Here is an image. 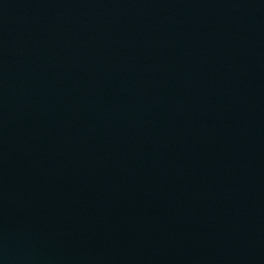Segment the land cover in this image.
Instances as JSON below:
<instances>
[{
	"label": "water",
	"instance_id": "1",
	"mask_svg": "<svg viewBox=\"0 0 264 264\" xmlns=\"http://www.w3.org/2000/svg\"><path fill=\"white\" fill-rule=\"evenodd\" d=\"M0 264H264V0H0Z\"/></svg>",
	"mask_w": 264,
	"mask_h": 264
}]
</instances>
